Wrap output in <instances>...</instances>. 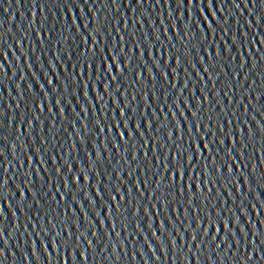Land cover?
I'll return each mask as SVG.
<instances>
[{
    "label": "water",
    "instance_id": "water-1",
    "mask_svg": "<svg viewBox=\"0 0 264 264\" xmlns=\"http://www.w3.org/2000/svg\"><path fill=\"white\" fill-rule=\"evenodd\" d=\"M0 264H264V0H0Z\"/></svg>",
    "mask_w": 264,
    "mask_h": 264
},
{
    "label": "snow or ice",
    "instance_id": "snow-or-ice-1",
    "mask_svg": "<svg viewBox=\"0 0 264 264\" xmlns=\"http://www.w3.org/2000/svg\"><path fill=\"white\" fill-rule=\"evenodd\" d=\"M98 30V29H97ZM115 57H113V62H115ZM177 63H179V61H177ZM121 115L123 116V113H121ZM195 115V114H194ZM125 126H127L126 124H125ZM201 142H203V138H201ZM221 143H222V141H221ZM196 145H195V141L193 142V147H195ZM204 148L205 149H207L208 148V145L207 144H204ZM197 157H199V155H200V153H199V151H197ZM98 155V154H97ZM185 159H186V161H191V159H192V157L190 156V155H187L186 157H185ZM217 171H219V169H217ZM176 177H177V179L179 180V179H182L183 178V169L181 168V167H179V166H177V170H176ZM75 177H73V180L75 181ZM84 179L85 180H87V177L85 176L84 177ZM169 179L171 180V175H170V177H169ZM188 179H191V175H189L188 176ZM65 187H67V184H65ZM177 188L179 189V185H177ZM145 213H147V209H145ZM207 223H211L212 224V226H213V236H212V239L213 240H215V238H216V233L219 231V229L216 227V221H207ZM224 229H225V231H227V224L225 223L224 224ZM208 235V228L206 227L205 229H204V236H207ZM194 239V238H193Z\"/></svg>",
    "mask_w": 264,
    "mask_h": 264
}]
</instances>
